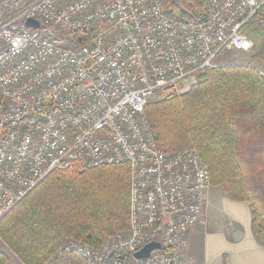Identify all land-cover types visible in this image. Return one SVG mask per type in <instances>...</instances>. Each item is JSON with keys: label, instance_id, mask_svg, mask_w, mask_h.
<instances>
[{"label": "built area", "instance_id": "2783aa9c", "mask_svg": "<svg viewBox=\"0 0 264 264\" xmlns=\"http://www.w3.org/2000/svg\"><path fill=\"white\" fill-rule=\"evenodd\" d=\"M263 2L204 0L183 18L167 0H0V218L54 170L131 169L128 229L69 237L42 264H185L210 169L196 149L160 150L145 109L252 51L244 27Z\"/></svg>", "mask_w": 264, "mask_h": 264}, {"label": "trees", "instance_id": "16d2710c", "mask_svg": "<svg viewBox=\"0 0 264 264\" xmlns=\"http://www.w3.org/2000/svg\"><path fill=\"white\" fill-rule=\"evenodd\" d=\"M167 4L183 18L204 9V0ZM244 32L253 42L252 58L264 63V2ZM197 76L184 94L147 105L157 147L171 153L196 149L212 183L249 204L254 238L264 246V74L231 64ZM130 181L128 164L54 170L0 218V239L24 264H42L69 236L100 245L129 227ZM8 261L0 250V264Z\"/></svg>", "mask_w": 264, "mask_h": 264}, {"label": "crops", "instance_id": "0c3cea01", "mask_svg": "<svg viewBox=\"0 0 264 264\" xmlns=\"http://www.w3.org/2000/svg\"><path fill=\"white\" fill-rule=\"evenodd\" d=\"M222 192L220 188L208 192L188 235L185 264H264V246L254 238L249 204ZM0 248L10 256L1 239Z\"/></svg>", "mask_w": 264, "mask_h": 264}, {"label": "rangeland", "instance_id": "374dc122", "mask_svg": "<svg viewBox=\"0 0 264 264\" xmlns=\"http://www.w3.org/2000/svg\"><path fill=\"white\" fill-rule=\"evenodd\" d=\"M252 54H253L252 51H248L247 52V51H240V50H231V51L228 50L223 55L219 56L218 61H217V64H218L217 66H220V65H231V64L232 65L233 64L250 65V66H253V67H257V69H259L261 71V73L264 74V63L261 62L260 60H254L252 58V56H253ZM197 80H198V76L197 75L193 79H186L184 82H182V84L179 85V91L176 92V94L177 95L184 94L185 92H187L191 88V86L194 83L197 82ZM153 100H159V98L156 97V98L151 99V101H153ZM216 188H220V190H222L224 193H226L225 189L222 186H215L213 183H211L208 192L212 191V189H216ZM208 192H207V195H206V199L208 197ZM226 195H227V193H226ZM123 231H126V230H122V231H118V232H123ZM69 237H72V236H69ZM68 238H66V239H68ZM65 240H64V242H65ZM62 244H64V243H62ZM7 250H8V252H10L9 253L10 256L8 255L9 256V261L6 264H24L21 260H18L17 257H13V256H16L14 253H11V251L9 249H7Z\"/></svg>", "mask_w": 264, "mask_h": 264}, {"label": "water", "instance_id": "95a60500", "mask_svg": "<svg viewBox=\"0 0 264 264\" xmlns=\"http://www.w3.org/2000/svg\"><path fill=\"white\" fill-rule=\"evenodd\" d=\"M26 24L28 26H34V27H38L39 26V23L36 20L32 19V18L27 19ZM160 246H161V244L158 241L150 242L147 245H145L141 250H139L135 254V256L137 258H139V257L140 258H146V257H148L150 255V253L152 252V250H154L156 248H159Z\"/></svg>", "mask_w": 264, "mask_h": 264}]
</instances>
